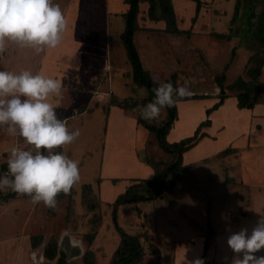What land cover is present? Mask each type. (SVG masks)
Returning <instances> with one entry per match:
<instances>
[{"label":"crops","instance_id":"crops-1","mask_svg":"<svg viewBox=\"0 0 264 264\" xmlns=\"http://www.w3.org/2000/svg\"><path fill=\"white\" fill-rule=\"evenodd\" d=\"M193 1L198 8L196 12L198 15L192 19V25L195 26L202 4L210 1L215 12L220 10L222 1L229 0ZM229 3L234 7V11L231 14L227 12L225 20L233 24L236 5L233 0ZM129 9L126 0H67L62 8L67 26L62 33L60 45L56 48L44 47L42 51L37 52L31 46L6 41L4 51L0 52V71L17 75L28 71L33 75L43 74L61 81V96L50 98H54V104H58L56 108L58 118H67L68 121L73 116L69 117L65 113H70L68 109L75 103L81 106L82 102L88 99L90 94L86 91H96L107 86L111 89V94L109 96L103 94L106 96L105 99L108 97L118 101L129 99L116 97L113 88L114 78L123 76L122 69L127 66V61L125 63L121 61L119 54L122 53L121 36L126 27L125 15ZM249 9L250 5L245 10ZM148 12L149 7L140 17V24L138 16L134 42L143 67L149 73L152 72L148 69L154 71L156 68L164 70L165 73L173 72L170 57H173V54L180 55L179 52H175V48L182 36L190 37L194 43L206 42V49L209 53L215 51L216 57L218 52L222 53L220 45L211 47L207 45L208 29L212 34H216V37L222 34L213 29L214 18L211 26H205L201 31L182 30L178 27L185 33L171 34L166 31V27L152 26L160 21L151 20ZM148 20L152 25L147 23ZM167 39L172 42V46L166 45L165 48L161 41ZM181 54L183 55L182 52ZM221 55L225 56L223 53ZM113 66L115 71L111 73ZM233 70L238 72L236 66ZM107 73L110 75L107 76L109 81L105 78ZM220 92L212 96L194 94L190 97L204 98L179 102L178 119L167 136L170 144L180 142L193 137L203 122L210 121L209 126L202 127L199 133L206 134L207 137L202 138L194 148L182 156L183 166L190 173H193V169L199 171L197 175H200V191L194 193V196L198 194L201 201L210 202L207 217L192 216L172 204L168 206L163 217L157 211L152 213L151 230L142 224L133 234L144 235L141 239L145 252L142 264H194L197 260L203 264H231L234 254L227 245L228 236L242 228H247L250 234L260 217H264V102L257 104L253 109H240L236 94H229L223 104L208 116L207 110L220 102ZM105 106L96 108L95 105L94 110L89 107L91 112L85 107L82 112L84 115L92 113L95 109L102 110L106 120L99 178L95 184L86 183L83 187L90 185L93 190L97 189L100 206L105 210V205H109L113 213L111 205L129 189L138 195L148 193L149 186L146 181L156 179L161 164L153 162L147 156L161 151L151 143L155 135L138 123L136 115L116 106L106 108ZM61 114L66 116L63 117ZM182 114L185 117L180 128L181 133L176 134V127L182 121ZM76 128L71 127L70 131H75ZM1 131L11 137L4 129L0 128ZM14 137L15 142L20 139L16 135ZM69 150V145H66L60 152H65L70 157ZM226 150L230 152L221 155ZM123 207L120 206L118 209L117 221ZM141 215L148 216L143 212ZM180 217L182 221L176 226L175 222ZM101 228L95 237V243H99ZM13 235L0 240L3 248L0 255L1 264H33L31 260L35 261L38 255L41 260L37 263L46 260L45 243L35 247L25 241L27 238L19 243V239ZM67 235L71 243L67 245L66 250L60 243ZM120 242L121 237L118 247ZM93 248L96 263L101 264L106 253L101 251L102 247L94 245ZM115 252L107 264H111ZM84 254L83 241H77L71 232L66 230L59 240L57 258L48 264H57L59 260H62L63 264H70ZM255 255L264 256V250Z\"/></svg>","mask_w":264,"mask_h":264},{"label":"rangeland","instance_id":"rangeland-1","mask_svg":"<svg viewBox=\"0 0 264 264\" xmlns=\"http://www.w3.org/2000/svg\"><path fill=\"white\" fill-rule=\"evenodd\" d=\"M66 1L53 0V3L59 4L62 9ZM230 1H222L220 3L222 4L220 10L215 12L210 1L202 4L201 13L198 17L199 20L195 26L192 25V19L198 15L196 13L198 9L196 2L193 0L172 1L179 29L201 31L205 26L210 27L213 21L212 19H215L213 29L222 33L223 38L216 37V34H212L208 29L209 41L207 45L209 44L210 47L212 45H220L222 47L220 51L226 57L221 55L222 53L220 54V52H218L216 57L214 55L216 54L215 51L210 52V54L208 49H206V42H202L201 45L199 42L194 43L190 37L182 36L180 41H178V46L175 48V52H179L180 55L173 54V57H170L172 62L170 67L173 72L165 73L163 72L164 70L157 68L154 71L148 69L152 72L150 74L151 76L153 74L152 78L154 81L157 83L170 82L174 87L185 86L187 84L192 95L212 96L214 93L221 91V84L226 90L225 93L227 95L236 94L237 92L235 90H229V87L234 85L239 78L252 84L256 89H264V65L258 79L254 80L249 73L250 69L257 67L260 60L264 61V45L261 43L260 34L258 33L261 23L264 24V19L260 21V13L264 10V0H233L235 5L240 1L238 17L233 20V24H230L227 19L225 20L227 18L226 15L234 11V7H231V3H229ZM249 5L253 8L252 18L249 17L248 13H246L247 10H245ZM148 7V1L142 0L139 10V24L141 23L140 17L148 11ZM147 23L152 25L150 24V20ZM152 26L165 28L166 22L160 21V23H155ZM120 44L122 53L119 54V59L124 63L127 61V66L122 69L123 76L114 78L113 88L115 96L121 99L129 97L128 100H130L131 104L135 102L143 104L144 100L149 96V91L134 82L132 66L128 60L126 49L122 41ZM161 45L166 48V45L172 46V42H169L168 39L162 40ZM235 66L238 72L233 70ZM114 71L115 68L113 66L111 73ZM107 76L109 77L110 75L107 73L105 78ZM107 80L109 81V78ZM103 87L96 89V91H86L90 96H88L85 102H82L81 106L83 107L79 106V103H75L68 109L70 113H65L69 117H75L68 121L69 130L71 127H77L76 130L80 132L79 137L69 145L70 150L68 151L69 158L79 162V182L74 185L70 194L64 195L61 193L58 195L55 210L46 208L42 203L33 205L28 197L18 196L11 190L0 191V240L4 237L14 236L13 234H15V237L19 239V243H22L23 239L27 238L25 241L31 243L33 246L36 241L35 239L42 236V243L47 245L53 239L59 241L66 230H68L77 241H83L85 254L90 250L93 251V247L96 245L102 247L101 251L106 253L103 260H101V264H107V261L110 260L120 241V235L114 227L110 206L105 205L104 210L100 206L97 189L94 188L91 192L83 187L86 183L95 184L99 178L106 120L102 110H93L95 105L96 108L105 105L109 106L112 100L111 97L105 99L107 95L109 96L111 94V89L107 86L105 88ZM103 94L106 96L104 97ZM260 94V102H264V90ZM53 99L50 98V102L54 103ZM85 107H88L87 110H89V107H92L93 112L82 115ZM89 112L91 111L89 110ZM75 113L79 115L75 116ZM66 115L61 114L63 117ZM184 117L185 115L182 114V121L176 127V134L181 133L180 128L183 124ZM166 118L167 110L164 109L157 120L148 122L159 126L166 121ZM15 139L13 135L9 137L3 131L0 132V166L7 164L10 150L16 145L31 149L32 146L26 145L22 137L17 142H15ZM151 143L155 144L161 153L157 152L147 157L155 163H160V169L165 168L173 162L174 158L166 153L163 154L164 151L159 147L155 138H153ZM192 171L193 173H190L186 169L185 173L180 174L181 179H174L170 188L165 192L163 199L155 200V202H139L123 205L124 207L118 217L119 226L126 233L132 235L138 231V227L142 226V224L147 229H150L153 225L152 213L157 211L163 217L166 210H168V206L171 204L184 213L191 214L195 217L201 215L206 218L210 202L204 203L199 199L200 196L198 194L194 196V193L200 191L201 182L199 180L200 175H197L199 171L197 169H193ZM208 172L210 173L212 171ZM3 175L4 173L0 168V176ZM149 190V193L153 192L155 187L149 186ZM140 211L147 213L148 216H140ZM180 221H182L181 217L176 220V226L179 225ZM108 226L110 229L107 230ZM100 228V244L95 243L96 238L91 242L89 239L90 235L95 233V237H97ZM23 229L27 230L25 231ZM2 249L0 245V255H2ZM93 255L96 260V254L94 252ZM83 258L84 256L70 264H84V262L82 263ZM6 259L7 257L4 258V262ZM40 260L38 255L35 261H31L33 264L49 263L46 260L37 263Z\"/></svg>","mask_w":264,"mask_h":264},{"label":"clouds","instance_id":"clouds-1","mask_svg":"<svg viewBox=\"0 0 264 264\" xmlns=\"http://www.w3.org/2000/svg\"><path fill=\"white\" fill-rule=\"evenodd\" d=\"M66 26L63 11L53 0H0V52L6 41L31 46L37 52L56 48ZM152 91L154 99L135 109L149 122L192 95L187 84L174 87L170 82L160 83ZM61 93L62 83L57 79L28 71L18 75L0 71V128L32 146L27 150L11 148L8 170L0 176V191L11 190L28 197L33 205L42 203L52 210L57 207L58 195L70 194L80 180L79 162L56 151L80 135L79 130H69L67 118H58V104L50 102V97ZM227 245L234 254L231 264H264V256L255 255L264 250V217L250 234L247 228L231 233Z\"/></svg>","mask_w":264,"mask_h":264},{"label":"trees","instance_id":"trees-1","mask_svg":"<svg viewBox=\"0 0 264 264\" xmlns=\"http://www.w3.org/2000/svg\"><path fill=\"white\" fill-rule=\"evenodd\" d=\"M142 0H126V3L129 4V12L125 15L126 18V27L121 36L124 47L127 52L128 60L132 66V75L136 84L141 87L146 88L149 91V96L144 100L143 104L135 102L134 104L130 103V100L125 99L123 101H118L112 98L109 106H116L123 110L129 111L138 117V123L146 128L151 134L155 135L159 147L168 155H171L174 160L172 163L168 164L165 168L159 170L155 180L146 181L150 187H155L153 192L148 191L146 195H138L133 192L132 189H129L125 194H122L118 199L111 205L113 208L112 219L115 225L116 230L120 234L121 242L115 252V255L112 259L111 264H142L145 257V252L142 246L141 239L144 235H130L126 233L118 224L117 221V212L120 206L127 204H135L139 202H151L153 200H158L163 198L165 192L170 188L171 183L174 179H181L180 174L186 172V167L183 166L182 156L185 152L194 148L197 143L204 137H207L206 134L200 135V130L202 127L209 126L210 121L203 122L195 135L191 138L181 140L180 142L170 144L167 141V136L170 130L173 127V124L178 119V110L177 105L172 108H166L167 118L162 125H153L148 121L141 119L138 112L135 111L137 107H141L151 102L154 99L153 88L158 87L160 83H157L153 80L150 73L146 71L141 62L137 47L134 42V35L137 30V20L139 16L140 3ZM149 2V12L148 16L151 20L156 22L165 21L166 22V31L171 34H181L185 33L178 29L176 15L174 7L171 0H148ZM199 2V1H198ZM240 6V1L237 3L235 8V18L238 17V7ZM247 13L250 18L253 17V8L250 6V9L247 10ZM264 19V11L260 13V21ZM188 33V32H186ZM258 33L260 34L261 43L264 45V24L261 23ZM218 38H223L222 35H217ZM264 65V61L260 60L257 67L250 69L249 73L251 77L256 80L261 75V69ZM220 102L216 104L213 108L207 110L208 116L215 110L218 109L220 105L223 104L225 98H227L226 90L223 88L222 84L220 86ZM229 90L236 91V96L239 100L238 107L240 109H253L257 104L261 103L260 96L261 92L264 89H256L252 84L243 81L241 78L237 82L229 87ZM202 96L186 97L184 100L191 99H203ZM132 105V106H131ZM200 135V136H199ZM60 151V149H58ZM230 150H226L221 155H227ZM1 170L4 171L8 169L7 164L0 166ZM84 188H87L92 192V187L90 185H85ZM14 197V196H13ZM95 233L90 235L89 239L92 242L95 238ZM35 244L37 246L42 243V236L35 239ZM208 245V242H207ZM59 251V241L51 240L45 247L44 256L46 260L52 262L58 256ZM93 251H88L83 258L84 264H97L94 259ZM57 264H63L62 260H59Z\"/></svg>","mask_w":264,"mask_h":264},{"label":"water","instance_id":"water-1","mask_svg":"<svg viewBox=\"0 0 264 264\" xmlns=\"http://www.w3.org/2000/svg\"><path fill=\"white\" fill-rule=\"evenodd\" d=\"M69 243H71V241H70L69 236L67 235V236L65 237V240H64V241H61L60 246H61L62 248L65 246L64 249L67 250V245H69ZM65 252H66V251H65Z\"/></svg>","mask_w":264,"mask_h":264},{"label":"built area","instance_id":"built-area-1","mask_svg":"<svg viewBox=\"0 0 264 264\" xmlns=\"http://www.w3.org/2000/svg\"><path fill=\"white\" fill-rule=\"evenodd\" d=\"M79 115L78 113H75V116ZM68 120V119H67ZM17 138H21L19 135H16ZM15 147H18V145H16ZM23 149H26L25 147H21ZM27 150V149H26ZM8 169L4 170L3 173H6Z\"/></svg>","mask_w":264,"mask_h":264}]
</instances>
